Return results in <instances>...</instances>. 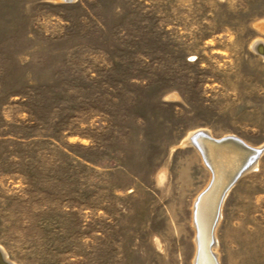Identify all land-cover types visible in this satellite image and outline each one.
Returning <instances> with one entry per match:
<instances>
[{
	"label": "rangeland",
	"instance_id": "obj_1",
	"mask_svg": "<svg viewBox=\"0 0 264 264\" xmlns=\"http://www.w3.org/2000/svg\"><path fill=\"white\" fill-rule=\"evenodd\" d=\"M263 49L264 0H0L8 259L194 264L211 178L184 140L264 145ZM243 174L217 230L222 264H264V151Z\"/></svg>",
	"mask_w": 264,
	"mask_h": 264
},
{
	"label": "bare ground",
	"instance_id": "obj_2",
	"mask_svg": "<svg viewBox=\"0 0 264 264\" xmlns=\"http://www.w3.org/2000/svg\"><path fill=\"white\" fill-rule=\"evenodd\" d=\"M67 2H72L73 0H66ZM258 42V41H257ZM257 46V45H256ZM261 44L259 43L256 47L255 51L258 54L260 51ZM261 52V51H260ZM264 52V49H263ZM264 56V54L262 55ZM206 135V134H205ZM203 131H197L196 133L190 134L184 140L183 145H187L189 147H193L198 151L200 155L201 162H203V166L210 175V182L205 187V189L200 193L198 198L196 199V204L194 207V215L192 226L195 229V242H196V257L194 260V264H212L210 257L207 253L208 247L211 245V230L212 226L216 220L215 207L218 204V200L228 185L229 181L236 177L237 172L233 175V171L237 168V163L240 160L242 162L241 166L237 169H240L248 164L250 160L252 163L246 171H250L253 169L260 156L264 151V145L262 147H255L252 145H248L245 143L247 147H252L258 151L259 155L257 157H252L249 160L250 155H254L255 153L247 154L241 145L234 140L239 139L243 141L238 136L227 135L222 139H216L214 136L209 135L210 137L205 136ZM221 138V137H220ZM247 142V141H246ZM192 149V148H191ZM245 172V171H244ZM243 172V173H244ZM242 173V175H244ZM239 175V174H238ZM216 178V180H215ZM240 179V178H239ZM215 180L214 189L210 192L205 199L203 196L211 189L212 184ZM232 187L227 191L225 197L223 198V202L221 205V209L219 211V219L215 224L214 232L212 235V239L214 240V244L211 247V251L214 255H216V259L218 264H222L221 262V253L218 251V246H220V240L217 237L218 226L221 222L223 213L222 209L226 202V197L231 191ZM203 199V200H202ZM195 202V201H194ZM238 259V258H237ZM0 263L1 264H14L11 262L3 249L0 248Z\"/></svg>",
	"mask_w": 264,
	"mask_h": 264
},
{
	"label": "water",
	"instance_id": "obj_3",
	"mask_svg": "<svg viewBox=\"0 0 264 264\" xmlns=\"http://www.w3.org/2000/svg\"><path fill=\"white\" fill-rule=\"evenodd\" d=\"M260 51H261V49H260ZM235 142H238L240 145H241V147L244 149V150H246L245 152H248L247 154H250V153H255L254 155L252 154V155H250V157H249V160L252 158V157H257L258 155H259V153H258V151H256V149H254V148H252V147H247L246 145H245V143L243 142V141H241V140H239V139H236V140H234ZM239 162L237 163L238 165H237V168L238 167H240L241 166V164H242V162L240 161V160H238ZM252 163V160H250L249 162H248V164L247 165H245L244 167H242V168H240V169H235V171H233V175H235L234 173L235 172H237V170H238V173H237V175H236V177H234L233 179H231L230 181H229V183H228V185L226 186V188H225V190L223 191V193L221 194V196H220V198H219V202H218V204L216 205V207H215V214H216V220H215V222H214V224H213V228H212V230H211V245L208 247V249H207V253H208V255H209V257H210V260H211V262H212V264H218V261H217V259H216V255H214L213 253H212V251H211V247L213 246V244H214V240L212 239V235H213V232H214V226H215V224H216V222L218 221V219H219V211H220V209H221V205H222V202H223V198L225 197V194L227 193V191L238 181V179L240 178V176H242V173L244 172V171H246L248 168H249V166H250V164ZM239 174V175H238ZM215 180H216V178H215ZM215 180H214V183L212 184V187H210L211 189L203 196V199H205V197H207V195H209L210 194V192L214 189V186H215ZM202 199V200H203ZM1 264V263H0Z\"/></svg>",
	"mask_w": 264,
	"mask_h": 264
}]
</instances>
